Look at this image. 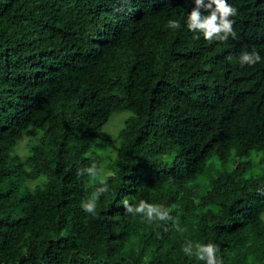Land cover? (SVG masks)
Returning a JSON list of instances; mask_svg holds the SVG:
<instances>
[{"label":"trees","instance_id":"1","mask_svg":"<svg viewBox=\"0 0 264 264\" xmlns=\"http://www.w3.org/2000/svg\"><path fill=\"white\" fill-rule=\"evenodd\" d=\"M226 2L208 41L194 0H0V264H264V0Z\"/></svg>","mask_w":264,"mask_h":264},{"label":"clouds","instance_id":"2","mask_svg":"<svg viewBox=\"0 0 264 264\" xmlns=\"http://www.w3.org/2000/svg\"><path fill=\"white\" fill-rule=\"evenodd\" d=\"M202 9L206 14L202 13ZM236 12L237 10L230 6L226 0H194V7L187 16V27L192 32L202 34L205 40L227 41L229 37H236L233 30L234 21L230 19ZM168 26L171 29H178L181 25L179 21L170 20ZM196 38L199 39V35ZM239 60L241 66L245 64L251 66L259 62L261 57L256 51L242 52ZM85 171L91 176L96 175L94 165L85 169ZM99 183L101 186L97 187L91 198L81 205L83 210L89 214H95L96 201L101 194L108 192L106 180H101ZM123 207L127 213L142 214L148 221L171 219L169 212L162 206L144 200H140L136 205L125 200L123 201ZM182 250L187 255H193L191 242L186 244ZM216 252L217 249L212 243H197L195 245V257L200 261H206V264H217Z\"/></svg>","mask_w":264,"mask_h":264},{"label":"rangeland","instance_id":"3","mask_svg":"<svg viewBox=\"0 0 264 264\" xmlns=\"http://www.w3.org/2000/svg\"><path fill=\"white\" fill-rule=\"evenodd\" d=\"M125 115V113H119V114H116L114 115L110 121L104 125L102 127V130H107L110 134H112L115 129L121 124V118ZM30 129H33V128H28L27 131H29ZM35 131V135L38 134L40 132V129L39 128H34ZM30 134H28V132L24 135V137L22 138L23 140L19 139V144L17 146V152L18 153H21V151H23L25 149V143H26V139H28L27 136H29ZM253 159V170L255 172H258V171H261L263 168H264V161L263 160H260L261 158V153L260 152H256V153H252L251 154V157ZM263 217H264V214H263Z\"/></svg>","mask_w":264,"mask_h":264}]
</instances>
